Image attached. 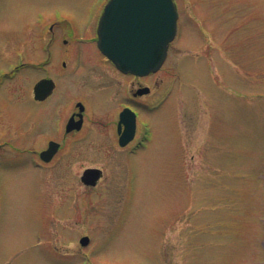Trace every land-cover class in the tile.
<instances>
[{
	"label": "rangeland",
	"instance_id": "374dc122",
	"mask_svg": "<svg viewBox=\"0 0 264 264\" xmlns=\"http://www.w3.org/2000/svg\"><path fill=\"white\" fill-rule=\"evenodd\" d=\"M106 1L0 0V264H264V0H176L166 61L137 79L150 91L133 152L97 120L129 79L106 63L61 66L71 27H94ZM46 74L54 110L43 105L37 129L32 86ZM102 88L83 130L62 137L75 101ZM55 135L62 148L43 162ZM86 167L102 170L95 186Z\"/></svg>",
	"mask_w": 264,
	"mask_h": 264
},
{
	"label": "water",
	"instance_id": "95a60500",
	"mask_svg": "<svg viewBox=\"0 0 264 264\" xmlns=\"http://www.w3.org/2000/svg\"><path fill=\"white\" fill-rule=\"evenodd\" d=\"M177 16L173 0H108L97 26V45L123 72L137 75L154 72L163 63L168 44L175 36ZM52 87L51 79L39 80L33 88L35 98L39 94H48ZM123 112L120 119V122H124L122 135L131 137L134 118L131 116L125 120ZM126 140L128 138L123 140L121 136L120 143ZM57 144L50 141L48 147L40 152V158L48 161L56 151ZM101 173L100 168L87 167L80 179L84 184L95 185ZM79 242L85 245L88 236H81Z\"/></svg>",
	"mask_w": 264,
	"mask_h": 264
},
{
	"label": "flooded vegetation",
	"instance_id": "af4514ba",
	"mask_svg": "<svg viewBox=\"0 0 264 264\" xmlns=\"http://www.w3.org/2000/svg\"><path fill=\"white\" fill-rule=\"evenodd\" d=\"M105 2L103 3V5L100 7V10L98 12V14L96 15V18L94 20V27L92 26V24L88 25V28L85 29V26L83 24L82 28L80 27V25L82 23H80L79 25H77L78 29L73 30V28L71 27V30L73 32L74 38L72 39L73 42L72 45V49H71V64L68 65L65 61H61V66L69 71L68 74H75L78 71H82V70H87V68H90L91 65H95L98 66V64H108L112 69H114L118 75H124L129 79L128 82V86L126 87V90L124 92V100H122V94L120 91V87L117 85V87H115L114 93H113V97L108 98V102H111L112 107L110 109H107L105 112V117L104 119L98 117L97 120H99L98 122L102 125H109V124H114V131H115V143L117 144V146L119 148H122L125 152H133L135 150H137L138 148V143H137V121H138V106H137V98L138 96L147 94L150 91V87L149 86H145V85H139L137 83V79L140 77H146V76H150L154 73H149L145 76H137L135 74L132 73H123L120 70H118L115 65L104 55L101 53V51L98 49L97 47V36H96V26H97V21L99 18V15L103 9ZM87 24V23H85ZM50 30H52V26H50ZM88 35V36H86ZM6 37L5 40L3 38V41L0 42V50H2L3 48H5V42H6ZM63 43H66L67 40L63 39L62 40ZM54 46H55V38L53 37V35H51V37H49L47 39V44H46V52H47V60L46 62L42 63L41 61H39L37 63V66L39 67V69H43L45 68V66L47 65V62H50V59L53 57L54 55ZM19 57H21V55H18ZM18 56H16V60L17 58L20 59ZM50 64V63H49ZM18 65L16 64L15 67H17ZM49 67H47L48 69ZM4 74H7L4 73ZM87 76V79L90 81L89 83L92 84V79H90L89 75H85ZM1 77H3L1 79V83H0V90H1V86L4 80V75H2ZM42 78H49L51 80H53V87L51 89V91L48 94H45L44 96H42L41 94H39V96L36 98H34V93H33V86H32V95L34 100H36L37 102V129H39L41 127V117L42 115V107L43 105H47L50 107V111L54 110L51 109V106L53 105V103L51 102L53 99V96H55V92L57 91V83L56 81L49 76L48 74H46V76H40L36 81L38 82L39 80H41ZM35 81V82H36ZM109 89H112V87L110 86ZM105 88L100 89L99 91H90L88 95H86L87 97H83V99H78L75 101L74 103V109L72 108L70 110V112L68 113L67 117H66V121L63 124V129L64 131L62 132V137L66 138L67 135H74L76 133H78L79 131L83 130V128L86 125V118H87V111H88V107L90 102H92L93 104L97 101V98L101 97L102 99V95H101V91H104ZM145 90V91H144ZM140 91H144L143 93H140ZM1 96V93H0ZM107 96V95H105ZM106 98V97H105ZM89 102V103H88ZM50 103V104H49ZM114 104V105H113ZM115 104H117L115 106ZM117 107L116 111L113 113V109ZM125 108H129L131 109L134 114H135V123H136V127H135V132L134 134L129 137L128 135H122L123 130H124V123L120 122V115L121 112L123 111V109ZM124 116L125 120H128L129 118H131V112L130 111H126ZM110 117V118H109ZM71 120V121H70ZM70 121V124L68 125V122ZM123 138V140L127 139L124 144L120 143V138ZM56 135L52 136V138L50 137L47 140V144L46 147L48 145V143L50 141H54L57 144V149L54 152L53 156L54 157L56 154L59 153V151L62 148V140H57L56 139ZM46 147L42 148L41 150L45 149ZM127 148V149H124ZM40 150V151H41ZM39 151V152H40ZM101 178V177H100ZM99 178V179H100ZM90 186V185H87Z\"/></svg>",
	"mask_w": 264,
	"mask_h": 264
}]
</instances>
